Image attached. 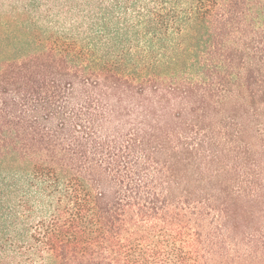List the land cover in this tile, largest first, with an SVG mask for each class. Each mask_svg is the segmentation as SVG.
I'll return each instance as SVG.
<instances>
[{"label":"trees","instance_id":"1","mask_svg":"<svg viewBox=\"0 0 264 264\" xmlns=\"http://www.w3.org/2000/svg\"><path fill=\"white\" fill-rule=\"evenodd\" d=\"M0 264H264V0H0Z\"/></svg>","mask_w":264,"mask_h":264}]
</instances>
